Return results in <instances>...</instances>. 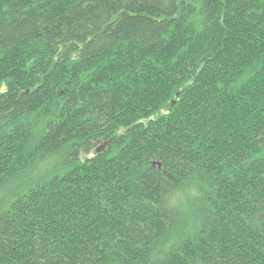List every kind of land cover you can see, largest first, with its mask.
Returning <instances> with one entry per match:
<instances>
[{
    "label": "trees",
    "instance_id": "1",
    "mask_svg": "<svg viewBox=\"0 0 264 264\" xmlns=\"http://www.w3.org/2000/svg\"><path fill=\"white\" fill-rule=\"evenodd\" d=\"M0 264H264V0H0Z\"/></svg>",
    "mask_w": 264,
    "mask_h": 264
},
{
    "label": "rangeland",
    "instance_id": "2",
    "mask_svg": "<svg viewBox=\"0 0 264 264\" xmlns=\"http://www.w3.org/2000/svg\"><path fill=\"white\" fill-rule=\"evenodd\" d=\"M94 153V151H92Z\"/></svg>",
    "mask_w": 264,
    "mask_h": 264
}]
</instances>
